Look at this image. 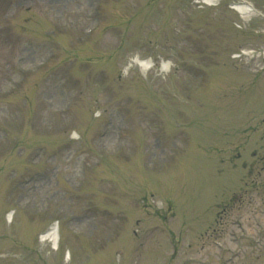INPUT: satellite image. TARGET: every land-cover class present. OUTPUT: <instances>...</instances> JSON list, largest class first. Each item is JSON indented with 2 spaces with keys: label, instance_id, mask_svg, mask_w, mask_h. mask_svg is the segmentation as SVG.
Returning a JSON list of instances; mask_svg holds the SVG:
<instances>
[{
  "label": "rangeland",
  "instance_id": "rangeland-1",
  "mask_svg": "<svg viewBox=\"0 0 264 264\" xmlns=\"http://www.w3.org/2000/svg\"><path fill=\"white\" fill-rule=\"evenodd\" d=\"M18 1L0 2V22L6 21L17 37L7 41L18 47L9 59L0 42V264L77 263L78 248L85 254L90 249L79 239L65 242L68 235H75L67 223L78 225L76 231L86 236L88 228L96 225L90 236L93 241L122 231L115 243L91 254V264H162L168 250L165 242L163 252L140 256L142 235L130 237L137 252L127 256L123 251V226L118 220L123 218V206L138 203L146 207L133 212L142 220L141 229L158 215L168 223L187 219L194 226L185 229L190 230L182 239L188 237L189 244L182 243V249L178 242L173 264L185 254L196 257L188 264H201L205 257L214 264L216 248L206 247L212 234L208 226L220 232V241L229 248L234 203L244 220L251 215V205L264 200V173L256 179L259 189L238 191V187L241 197L233 198V188L249 179L244 173L240 183L234 181L236 169L227 163L226 147L233 132L243 138L233 129L236 125L255 126V131H246L251 143L264 142V73H260L264 70V0H249L255 9L248 18L228 6L241 0H217L210 6L202 0H106L108 14L90 36L84 32L92 24L88 12L94 0ZM7 2L13 4L9 12ZM25 15L33 24H25L20 34L22 22L16 18ZM48 27L60 34L56 36L60 47L45 44ZM50 46L56 49L47 66L32 71L12 93L3 91L16 77L19 64L30 66ZM241 49L257 53L231 56ZM133 59L151 60L155 66L145 71ZM221 59L220 65L209 69L204 84L192 89L194 81L185 68ZM162 61L167 71L157 68ZM254 73L259 76L253 80L249 76ZM21 97L26 98L24 103ZM162 150L175 155L160 160ZM104 151L118 155L110 158ZM130 152L132 163L125 169L124 155ZM100 156L103 165L92 171ZM168 199L174 200L179 214L164 211ZM111 204L120 205L116 213L111 207V214L94 211ZM217 204L219 222L206 221L198 228L203 218H213ZM12 210L16 213L8 222ZM55 218L67 222L60 228L61 238L76 261L64 259L61 244L53 251L36 236L41 221L49 224ZM157 229L149 233L151 244L156 236L166 241ZM100 243L93 242V248Z\"/></svg>",
  "mask_w": 264,
  "mask_h": 264
},
{
  "label": "bare ground",
  "instance_id": "bare-ground-1",
  "mask_svg": "<svg viewBox=\"0 0 264 264\" xmlns=\"http://www.w3.org/2000/svg\"><path fill=\"white\" fill-rule=\"evenodd\" d=\"M203 1L205 3H207V4H212L213 5V4H215V1H217V0H203ZM232 8L234 10H236L242 18H248L251 15V13H253V11L255 9V6L249 0H242V1H239L238 3H234L232 5ZM250 52H251L250 50H248V51L245 50L243 52V54L246 55V54H249ZM137 64H139V66L142 67L143 69H148L149 68L148 62L140 61ZM162 65L164 67H166L165 63H163ZM10 216H12V215H10V214L7 215V220L8 221L10 220ZM54 230H55V228L53 227V231L48 232L47 235L56 238V234H55Z\"/></svg>",
  "mask_w": 264,
  "mask_h": 264
},
{
  "label": "flooded vegetation",
  "instance_id": "flooded-vegetation-1",
  "mask_svg": "<svg viewBox=\"0 0 264 264\" xmlns=\"http://www.w3.org/2000/svg\"><path fill=\"white\" fill-rule=\"evenodd\" d=\"M262 150L263 152L252 151L251 160L248 164V172L252 176L249 182V188L251 191H254L258 188V181L256 182V178H259L262 175V171L264 172V146L262 147Z\"/></svg>",
  "mask_w": 264,
  "mask_h": 264
}]
</instances>
